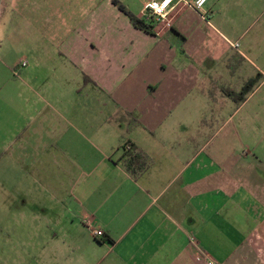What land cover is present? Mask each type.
Wrapping results in <instances>:
<instances>
[{
	"label": "crops",
	"instance_id": "0c3cea01",
	"mask_svg": "<svg viewBox=\"0 0 264 264\" xmlns=\"http://www.w3.org/2000/svg\"><path fill=\"white\" fill-rule=\"evenodd\" d=\"M113 1L60 3L31 32V0H0L8 242L38 264H264V0H173L164 22L165 0H140L154 34Z\"/></svg>",
	"mask_w": 264,
	"mask_h": 264
},
{
	"label": "rangeland",
	"instance_id": "374dc122",
	"mask_svg": "<svg viewBox=\"0 0 264 264\" xmlns=\"http://www.w3.org/2000/svg\"><path fill=\"white\" fill-rule=\"evenodd\" d=\"M72 2V1H78L81 2L82 4H86L91 0H31L32 3L30 6V13L32 15V18L35 19V17L38 19V22H36L35 20H33L31 22V27H29L31 29V32H33L34 30L36 31H40V22H39V15L41 14L42 16H47L51 19H53L55 21V17H56V7L60 4V3H65V2ZM99 1H103V0H99ZM122 2L128 4L130 6V11L133 12L135 15H137L140 10H141V1L140 0H121ZM123 3V4H124ZM125 5V4H124ZM29 6V5H28ZM45 20L42 21V30H46L48 31V33H52V35H55L56 30H58V22H50L48 23H44ZM19 24L18 21L16 20L15 22V27L14 30L15 32H19L21 31L19 28ZM39 25V27H38ZM48 26V27H46ZM22 35H24V33H21ZM50 36H48V41L49 44L48 46L52 45V41L50 40ZM40 39L39 38V34L35 35V38H26V44L28 46H30V48L32 47V49H34L35 47V43L38 42V45L40 44ZM43 39V38H42ZM22 39H17V41H20ZM18 42H15L14 45H17ZM26 52V51H25ZM21 53L23 54V51H21ZM27 54V52H26ZM26 58L30 61L31 64L34 63L33 59H31L30 54L26 55ZM195 120V119H194ZM197 120L195 121V125H196ZM253 130V129H248V131ZM262 130V129H261ZM5 226V227H4ZM52 248H54L53 246H48V250L50 251ZM39 250L38 247H31V253L33 256H37L35 255L33 252ZM25 249L23 247H14L13 245H11L8 242V230L6 227V223L3 224L0 227V264H38V262H35L34 259L31 262L30 259H26V253H25ZM51 257V256H50ZM49 264H55L54 262H51Z\"/></svg>",
	"mask_w": 264,
	"mask_h": 264
},
{
	"label": "trees",
	"instance_id": "16d2710c",
	"mask_svg": "<svg viewBox=\"0 0 264 264\" xmlns=\"http://www.w3.org/2000/svg\"><path fill=\"white\" fill-rule=\"evenodd\" d=\"M114 4L123 12L125 13L131 23L133 24L134 27L145 31L147 33L150 34H154V20L153 18H149V19H143V18H139L137 15H135L133 12H131L126 5H124L122 2H120L119 0H114L113 1ZM91 81L88 77L85 76V81L88 82ZM252 87H247V89H245L241 94L240 97L241 99L239 100V102H242L244 100L245 95L249 92V90H251ZM230 95L232 93H229ZM125 149V158L127 161V168L130 171H133V166L135 164H142L143 160L142 158L137 154V148L134 145L128 144L124 147ZM99 243H107V242H112L111 239H109V237L104 236L103 238L98 239Z\"/></svg>",
	"mask_w": 264,
	"mask_h": 264
},
{
	"label": "built area",
	"instance_id": "2783aa9c",
	"mask_svg": "<svg viewBox=\"0 0 264 264\" xmlns=\"http://www.w3.org/2000/svg\"><path fill=\"white\" fill-rule=\"evenodd\" d=\"M210 0H196L194 7L197 10H202L205 8V6L208 4ZM173 0H165L162 4L160 5H154L152 9V15L158 18V21H166L168 19V16L170 12L173 10V7H170L172 4ZM238 47V45H237ZM21 66L26 67L28 66L27 61H23L21 63ZM93 235L95 238L100 239L104 237V233L101 230L95 229L93 230ZM196 259L199 261H203L206 264H217L214 261H212L211 257L207 255L204 251L201 249L197 250V255Z\"/></svg>",
	"mask_w": 264,
	"mask_h": 264
}]
</instances>
